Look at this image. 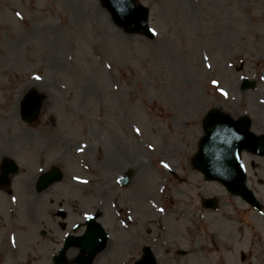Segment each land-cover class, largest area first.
<instances>
[{
	"label": "rangeland",
	"instance_id": "1",
	"mask_svg": "<svg viewBox=\"0 0 264 264\" xmlns=\"http://www.w3.org/2000/svg\"><path fill=\"white\" fill-rule=\"evenodd\" d=\"M138 1L150 38L125 32L100 0H0V165L20 167L0 177V264H53L96 210L111 238L92 264H129L142 244L167 257L192 231L200 242L179 264H264V156L243 153L260 211L191 161L211 108L264 133V0ZM244 77L257 83L242 89ZM31 89L44 103L28 123ZM57 165L64 179L35 190ZM213 195L216 209L199 205Z\"/></svg>",
	"mask_w": 264,
	"mask_h": 264
},
{
	"label": "water",
	"instance_id": "2",
	"mask_svg": "<svg viewBox=\"0 0 264 264\" xmlns=\"http://www.w3.org/2000/svg\"><path fill=\"white\" fill-rule=\"evenodd\" d=\"M112 11L115 21L123 25L128 31H141L151 34L148 28V10L141 6L136 7L134 0H103ZM255 85V81L243 80L242 89ZM22 113L24 118L31 120L37 114L41 106V97L35 92L27 95L24 99ZM251 118L242 116L234 119L218 110H211L204 123L206 135L202 138L200 152L194 161L207 175V178L218 179L224 182L232 192H238L244 200L260 208L253 192L246 186V173L241 159V152L247 149L253 153L264 155V134L257 135L251 131ZM17 166L13 164V171ZM61 173L54 169L40 177L38 185L41 188L47 187L58 180ZM126 182L127 179L125 178ZM209 204V202H206ZM90 237L80 241L81 254L77 264H86L96 251L105 247V240L108 237L99 224L88 223ZM70 242L61 249V255L69 248ZM87 252L90 257L86 259Z\"/></svg>",
	"mask_w": 264,
	"mask_h": 264
},
{
	"label": "flooded vegetation",
	"instance_id": "3",
	"mask_svg": "<svg viewBox=\"0 0 264 264\" xmlns=\"http://www.w3.org/2000/svg\"><path fill=\"white\" fill-rule=\"evenodd\" d=\"M140 230V229H139ZM200 233L201 232H197V231H192V233H187L186 236H185V239L187 240L188 243H193L195 241H198L200 242ZM138 237H142L143 235V230H140L138 233ZM151 236H149L148 238H150ZM147 238V239H148ZM139 243V241H138ZM189 245L190 244H187V249L180 251V250H177L176 248H173V247H169L168 249H166V251H168L169 254H167V257H164L162 256L160 258V262L162 264H179L178 261H174L175 259L177 260H180L179 258H182L186 255H188L190 253V248H189ZM154 247V246H153ZM156 250V248H154ZM158 251V249H157ZM170 252H174V254L176 255V257L174 255H172V253L170 254Z\"/></svg>",
	"mask_w": 264,
	"mask_h": 264
},
{
	"label": "snow or ice",
	"instance_id": "4",
	"mask_svg": "<svg viewBox=\"0 0 264 264\" xmlns=\"http://www.w3.org/2000/svg\"><path fill=\"white\" fill-rule=\"evenodd\" d=\"M34 79H37V80H38V79H40V78H39V77H35ZM212 84H213V86L215 87V86L217 85V82L214 80V81H212ZM222 94H224V93H222ZM138 131H139V130H137V132H138ZM163 167H164V168H168V165H167V164H164Z\"/></svg>",
	"mask_w": 264,
	"mask_h": 264
}]
</instances>
